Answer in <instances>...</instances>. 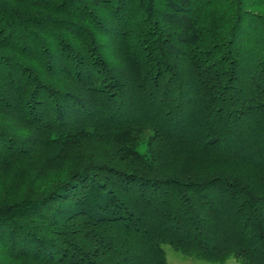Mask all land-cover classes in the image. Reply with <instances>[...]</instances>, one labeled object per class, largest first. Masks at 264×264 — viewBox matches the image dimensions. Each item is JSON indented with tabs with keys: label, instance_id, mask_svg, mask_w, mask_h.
Wrapping results in <instances>:
<instances>
[{
	"label": "trees",
	"instance_id": "16d2710c",
	"mask_svg": "<svg viewBox=\"0 0 264 264\" xmlns=\"http://www.w3.org/2000/svg\"><path fill=\"white\" fill-rule=\"evenodd\" d=\"M264 264V0H0V264Z\"/></svg>",
	"mask_w": 264,
	"mask_h": 264
},
{
	"label": "rangeland",
	"instance_id": "374dc122",
	"mask_svg": "<svg viewBox=\"0 0 264 264\" xmlns=\"http://www.w3.org/2000/svg\"><path fill=\"white\" fill-rule=\"evenodd\" d=\"M166 260L168 264H211L206 261L190 259L175 252L171 247L165 246ZM225 264H240L234 259L227 261Z\"/></svg>",
	"mask_w": 264,
	"mask_h": 264
}]
</instances>
